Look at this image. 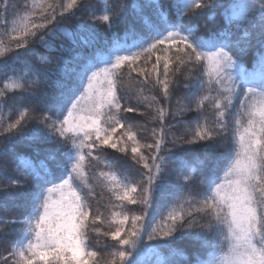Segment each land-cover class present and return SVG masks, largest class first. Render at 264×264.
I'll use <instances>...</instances> for the list:
<instances>
[{"label": "snow or ice", "instance_id": "6c2138e0", "mask_svg": "<svg viewBox=\"0 0 264 264\" xmlns=\"http://www.w3.org/2000/svg\"><path fill=\"white\" fill-rule=\"evenodd\" d=\"M90 2L95 0H0V82L16 81L0 90V105L10 109L8 122L0 120V248L6 253L0 264H129L133 249L155 257L138 264H243L233 216L241 188L249 200L261 194L258 188L264 191V41L256 49L258 71L248 75L239 59L252 42L241 16L232 14L222 33L208 39L202 30L213 16L193 19L218 0H175L176 23L168 22L177 19L172 0H143L123 34L119 25L129 4L121 3L89 17L106 22L103 40L74 23ZM257 4L264 8V0H251L252 7ZM33 43L55 56L54 62L39 58L52 67L35 62ZM178 83L187 92L173 118L184 111L197 117L184 123L181 136L171 131L169 109L158 107V97L170 102ZM39 85L46 89L38 99L41 114L32 117L26 94L35 97ZM142 104L147 108L141 110ZM127 114H139L144 124ZM150 123L156 127L149 132ZM142 133L152 142L140 144ZM193 144L204 148L202 156L183 159L173 152ZM105 148L133 161L139 180L118 181L104 172ZM169 175L187 182L184 187L194 194L186 197L173 186L170 210L159 213L153 225L146 218L154 188ZM96 185L111 192L105 212L93 207ZM9 199L24 208V219L4 218L10 215L4 207ZM129 205L142 214L124 211ZM110 208L121 211L111 212L110 227L101 233ZM254 215L260 238L252 242L264 247V214L255 209ZM17 225L23 236L9 242V228ZM90 233L97 244L101 235L106 238L107 253L89 250ZM152 241L159 249L147 243ZM189 243L194 247H185Z\"/></svg>", "mask_w": 264, "mask_h": 264}, {"label": "trees", "instance_id": "16d2710c", "mask_svg": "<svg viewBox=\"0 0 264 264\" xmlns=\"http://www.w3.org/2000/svg\"><path fill=\"white\" fill-rule=\"evenodd\" d=\"M33 0H28L29 4H32ZM37 4L47 3L49 0H35ZM82 3H85L86 0H81ZM18 3L23 4L24 0H18ZM121 3L129 4V9L124 13V20L119 25V28L121 30V34H123V28L126 26L127 22L130 19H134V10H139L140 6L143 3V0H95V2L88 3V6L86 9H81V11L77 12V15L75 17V24L85 25L88 29L94 30L101 38V40L105 37V28H106V22L102 20H92L89 17L90 16H96L100 17L104 14V10L107 8H113L115 10L119 7ZM173 8L171 11V14L176 17L177 19H171L168 20L169 23H176L179 18V13L176 11L175 8V0H172ZM40 9H36V11H39ZM239 14L242 18V23L244 25V30L248 31L250 34V39L252 42V46L247 48L244 53L241 55L239 59V63L244 69L245 73L248 75H252L255 72L258 71V65L256 64V49L260 46L261 42L264 41V8H261L259 4L257 6L252 7L251 6V0H218L217 6L214 8H211L208 11H205L199 15V17H194L193 19H200L204 20L209 15L213 16V22H209L208 24H205L202 30V38L208 39L209 37H215L218 33H222L224 27L227 25V20L232 14ZM165 18H167L168 14L165 13ZM9 22L11 21V17L8 18ZM11 27V23H9V28ZM3 30V21L0 20V31ZM4 45H8V38H3ZM33 50L36 53V60L35 62L37 64L47 65V67H52V65L48 64L46 60L39 59L40 57H48L53 62L55 61V56L49 54L48 48L44 47L43 45H40L38 43H33L32 45ZM7 55V53H6ZM153 61L155 57H152ZM141 66H143V62L141 61ZM150 67V65H149ZM127 73L128 69L124 68L121 73V78L126 80L127 79ZM133 75H136L133 73ZM28 79L35 80V76H29ZM182 79V77H181ZM15 77L9 79L5 82H0V90L4 89V84L8 83H14ZM22 82V81H21ZM35 97H31L28 94V99L31 101V107L34 109L30 112V115L32 117H35L40 112V105L38 103L39 96L43 91H46L43 85H39L38 87H35ZM19 92V90H15ZM187 92L186 89H184L182 83H178L174 86V92L171 97V101H165L163 97H158L160 104L158 107H165L169 109L167 114V121L170 125H172L171 131L176 136H181L184 134V123L187 122H194L196 120V113L195 111L188 112L184 111L181 116H176L173 118L172 111L182 107L181 99ZM11 92H9V95ZM155 92H145V96L155 95ZM142 99V98H141ZM123 102V101H122ZM136 101L133 100L132 103H135ZM144 108H147V104H142L141 110H144ZM149 111H153L152 109H149ZM211 113V109H209V117ZM66 114V113H65ZM10 115V109L8 106L0 105V120H3L5 124L8 122V117ZM18 113H16L15 116L12 118L15 119L18 117ZM130 118L134 115L138 118V123L140 125L144 124V118L139 117V114H127ZM129 123H133L134 121L132 119H129ZM205 121L201 119V123H204ZM156 127L155 123H150L148 125L149 132L151 128ZM144 136H148V133H142L138 135V139L140 141V144L144 143H151L152 140L149 136V138L145 139ZM170 147V145H169ZM130 148L131 145H129V156H130ZM28 151H31V149H28ZM145 155H148L147 150H143ZM173 152L183 158V159H191L195 156H202L204 153V148L201 145L193 144V145H183L178 149H173ZM105 154L106 158L104 163L100 165V168L103 169L104 172L114 174L117 176L118 181H123L124 177H128L129 181L133 180H139V173L134 166V162L131 161L128 157L125 156L124 153L117 152L114 149L105 148ZM111 160H115L117 163V168H110L108 167V163ZM93 164H95V161H93ZM139 167V166H138ZM86 174L88 176L92 175V171L88 168L85 169ZM9 175L14 176L15 173L9 172ZM221 177L223 176V172L220 173ZM67 178V177H65ZM92 182L91 180L89 181ZM59 183V181H57ZM187 182L185 181H178L175 176L169 175L166 177H162L160 180H158L156 187L154 188L153 192V202L149 209V214L146 218V222H153V225H155L156 221H154L156 218L157 220L160 219L159 213L167 214V212L171 208V204L169 203V196L168 193H170L173 190V186H176L180 188L181 191L184 192L185 196L187 197L190 194H194V191L189 188H185L184 185ZM198 183V182H197ZM95 196L96 199L92 201L93 207H99V210L101 212H105V206L109 204V197L111 196V192L108 191L107 188L101 187L99 185L95 186ZM101 197H103V200H101ZM197 199H201L202 197L197 196ZM113 203L115 201L113 200ZM186 204V202H185ZM7 208L10 215L5 216V219L12 220V219H24V217L19 216V213L24 210L23 207H20L19 205L15 204L14 201L11 199L8 200V203L4 206ZM121 209L119 208H110L106 212V222L101 228V233L103 231H106L110 227V222L112 220L111 212H119ZM124 211L131 213H135L137 215L142 214V209L139 206H132L129 205L128 208L124 209ZM119 218V217H117ZM23 232L21 231V228L19 225L15 227L9 228V235H8V241L13 242L17 239L22 238ZM89 239L91 241L92 247L89 250H101L102 245L105 242V239L102 235L100 236V243L97 244L96 242V234L90 233ZM151 244L153 247L159 249L161 246L158 241H152L147 242ZM185 247L192 248L194 245L192 244H186ZM105 253H107V249H102ZM0 254L6 255V253L2 252V248H0ZM185 255H187V252H185ZM106 259L110 260V256H106ZM146 259H153L155 260L154 256H144L142 253L138 252L136 249L132 250V255L129 257V264H138L140 261H144Z\"/></svg>", "mask_w": 264, "mask_h": 264}, {"label": "clouds", "instance_id": "9594fccd", "mask_svg": "<svg viewBox=\"0 0 264 264\" xmlns=\"http://www.w3.org/2000/svg\"><path fill=\"white\" fill-rule=\"evenodd\" d=\"M257 191L261 194L249 200L241 188L235 201L233 220L239 233L235 243L237 254L243 260V264H264V247L252 242L253 237L256 240L260 238L257 234L254 210L259 209L261 214H264V191L260 188Z\"/></svg>", "mask_w": 264, "mask_h": 264}, {"label": "rangeland", "instance_id": "374dc122", "mask_svg": "<svg viewBox=\"0 0 264 264\" xmlns=\"http://www.w3.org/2000/svg\"><path fill=\"white\" fill-rule=\"evenodd\" d=\"M54 198H55V196H54Z\"/></svg>", "mask_w": 264, "mask_h": 264}]
</instances>
